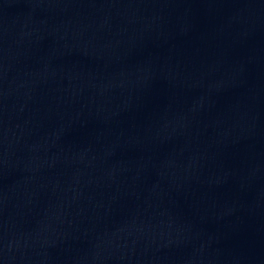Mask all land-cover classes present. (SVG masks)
Masks as SVG:
<instances>
[{
  "label": "water",
  "instance_id": "water-1",
  "mask_svg": "<svg viewBox=\"0 0 264 264\" xmlns=\"http://www.w3.org/2000/svg\"><path fill=\"white\" fill-rule=\"evenodd\" d=\"M0 264H264V0H0Z\"/></svg>",
  "mask_w": 264,
  "mask_h": 264
}]
</instances>
